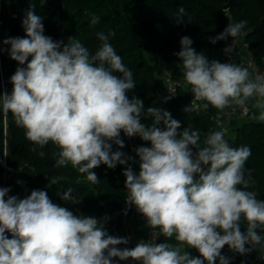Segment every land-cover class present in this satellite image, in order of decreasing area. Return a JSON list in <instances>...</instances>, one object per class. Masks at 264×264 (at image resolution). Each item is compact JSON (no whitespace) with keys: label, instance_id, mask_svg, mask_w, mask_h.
Here are the masks:
<instances>
[{"label":"clouds","instance_id":"9594fccd","mask_svg":"<svg viewBox=\"0 0 264 264\" xmlns=\"http://www.w3.org/2000/svg\"><path fill=\"white\" fill-rule=\"evenodd\" d=\"M184 11L178 9L180 14ZM99 21L91 14V26ZM246 23H229L210 43L237 37ZM22 26L26 38L3 41L10 45V58L21 66L10 77L11 93H0V109L12 114L34 145L56 146V167L70 164L92 183L99 182L94 168L104 164L114 169L132 159L120 150L112 151L113 143L125 147L121 132L150 142L151 147L135 149L139 174L130 165L123 171L127 205L145 217L148 227L177 243L141 240L132 248H120L130 238L109 235L100 219L75 215L43 190L19 199L8 196L10 188L4 187L0 188V264H114V258L139 264H215L218 258L219 264H229L221 254L225 245L240 254L257 246L264 250V236L257 231L264 230V200L248 190L252 183L251 176H245L251 156L248 146L231 147L223 131H211L201 142L199 130L191 126L181 130L169 111L156 107L145 111L142 99H129L127 93L136 83L108 42L114 30L97 33L102 43L90 54L76 37L64 43L44 35L42 18L33 5ZM180 44L175 55L199 108L211 106L219 113L232 105L245 106L255 97L257 119L264 122V75L252 78L246 67L209 60L192 47L188 36ZM232 51L231 46L224 49L226 55ZM193 110L194 106L184 108ZM142 116L153 118L150 126L141 123ZM72 193L68 188L58 195L63 201L80 203ZM244 223L247 227L242 231ZM185 246L196 249L199 257L183 251Z\"/></svg>","mask_w":264,"mask_h":264},{"label":"trees","instance_id":"16d2710c","mask_svg":"<svg viewBox=\"0 0 264 264\" xmlns=\"http://www.w3.org/2000/svg\"><path fill=\"white\" fill-rule=\"evenodd\" d=\"M31 5L35 7V14L42 18L44 35L64 43L69 37H76L90 54H95L101 46L97 33L107 35L114 30L115 36H110L108 42L133 72L136 83L127 95L129 99L133 96L142 99L144 109L160 99L159 74L164 68H169L175 77L184 78L181 61L175 55L181 50L180 40L184 36L191 38L192 47L209 60L239 65L240 57L237 58L233 52L227 55L224 52L230 46V37L210 43V38L227 27L229 16L235 23L247 22L242 30L247 34L256 63L264 70V0H0V93H11L13 85L10 77L21 66L10 58V45L3 41L9 37L26 38L22 20ZM226 5H229L228 9ZM181 7L185 9L183 14L178 12ZM115 9L120 11L119 15ZM93 13L100 17L95 26L90 25ZM113 74L122 76L118 72ZM199 103L186 83L177 97L164 99L162 110L169 111L172 118L181 123V130L187 126L199 130L202 142L216 121L225 117L227 108L218 113L211 106L207 110L199 108ZM188 105L194 106V110L185 112L184 108ZM152 119L142 116L141 123L148 127ZM159 126L163 127V123ZM120 138L125 147L119 149L113 143L112 151L120 150L127 154L131 145L123 132ZM228 143L233 148L248 146L251 149V156L245 164V176L250 175L252 180L248 190L255 191L257 199L264 200V122L243 121L235 126ZM140 146L151 147V143L140 139ZM33 148L36 150L33 151ZM41 151L45 153L43 157L39 155ZM58 151L51 142L44 148L34 145L26 138L25 130L16 125L12 114L5 115L0 109V171L10 174L6 186L10 188L11 196L23 199L33 190H43L54 203L69 208L75 215L94 216L101 221L108 210L125 206L126 177L123 171L127 165L133 168L131 162L117 164L114 169L101 164L93 169L99 182L92 183L86 179V174L79 173L70 164L56 167L55 153ZM139 171L138 165L137 175ZM53 178L57 179L56 184L51 183ZM68 188L73 189L72 195L80 199V203L60 198L58 193ZM241 227L244 231L246 223ZM104 228L109 235L123 237L121 225L116 229ZM257 231L264 236V230ZM6 235L12 238L10 233ZM163 242L177 243L174 237L169 240L159 234L156 244ZM183 251H188L193 257L200 255L194 248ZM221 254L229 260V264H264V250H260L259 246L256 250L240 254L225 245ZM215 264H219L218 258Z\"/></svg>","mask_w":264,"mask_h":264},{"label":"built area","instance_id":"2783aa9c","mask_svg":"<svg viewBox=\"0 0 264 264\" xmlns=\"http://www.w3.org/2000/svg\"><path fill=\"white\" fill-rule=\"evenodd\" d=\"M229 23H235L233 18L229 16L227 26ZM246 32L242 30L241 34L238 35L241 38V49L242 53L240 56V63L238 66L246 67L251 73L252 78H255L257 75H264V70L258 66L254 59L253 51L250 49L249 42L246 39ZM234 39L231 38L228 41V44L232 47L234 44ZM159 81L161 92H163L167 98H175L178 96L179 90L185 87L186 82L184 78L175 77L172 71L169 68H164L159 74ZM255 100L256 98H252ZM247 109V111H245ZM260 114V110L254 109L249 102L245 106H236L232 105L228 107L225 111V117L223 119L217 120L214 128L211 131H223L224 139L228 142L229 137L231 136V123L233 119L245 120H258L257 117ZM126 139L131 145L130 151L126 154L128 157H132L131 160H128L133 165V171L137 173L139 162L135 156V149L138 147V141L141 139L139 136L128 137ZM10 177V174L7 171H0V188L7 187L6 182L7 178ZM10 195V192L7 194ZM127 196L128 191L126 189V204L124 207L119 209L108 210L105 212L104 217H107V220L102 218L104 226L109 227L110 229H116L119 225L125 227L131 216H137L143 223L147 224L145 217L137 211L134 206L127 205ZM7 198V197H6ZM160 232L159 229H151L149 227L148 241L149 243H156ZM123 237H128L123 234ZM120 248H132L131 241L127 245H119ZM138 263L137 261L131 260L130 262L119 261L118 258H114V264H134Z\"/></svg>","mask_w":264,"mask_h":264},{"label":"crops","instance_id":"0c3cea01","mask_svg":"<svg viewBox=\"0 0 264 264\" xmlns=\"http://www.w3.org/2000/svg\"><path fill=\"white\" fill-rule=\"evenodd\" d=\"M232 48L234 49V51H232L233 54L237 58H239L241 56V53H242L241 38H239L238 36L235 37L234 44H233ZM166 98H167L166 95L163 92H161L160 99H158L156 102H154L149 107H156V108L162 109L163 101ZM248 102L253 107V104H254L255 100H253L251 98ZM254 109L258 110L257 108H254ZM146 110H147V108H145V111ZM242 122L243 121L241 119H233V121L231 123L232 130H235V126L241 124ZM135 156H136V153H135ZM136 159H138L137 161L139 162V157L138 156H136ZM122 231H123V234L127 235L130 238L132 247H134L136 245V243L141 241V240H143L145 242L148 241L149 227H148L147 224L143 223L135 215L131 216V218L129 219L128 224L125 227H123ZM130 261H131V259H129V260L125 261V262H130Z\"/></svg>","mask_w":264,"mask_h":264},{"label":"water","instance_id":"95a60500","mask_svg":"<svg viewBox=\"0 0 264 264\" xmlns=\"http://www.w3.org/2000/svg\"><path fill=\"white\" fill-rule=\"evenodd\" d=\"M225 8L228 9V8H229V5H226ZM115 12H116V14H118V15L120 14V11H119V10H116V9H115Z\"/></svg>","mask_w":264,"mask_h":264},{"label":"rangeland","instance_id":"374dc122","mask_svg":"<svg viewBox=\"0 0 264 264\" xmlns=\"http://www.w3.org/2000/svg\"><path fill=\"white\" fill-rule=\"evenodd\" d=\"M234 131H235V130H232V129H231V131H230L231 135L234 133ZM186 249H187V246H185L183 250H186Z\"/></svg>","mask_w":264,"mask_h":264}]
</instances>
